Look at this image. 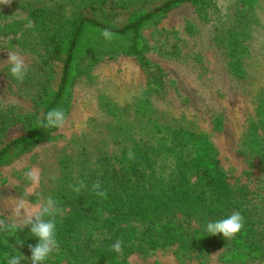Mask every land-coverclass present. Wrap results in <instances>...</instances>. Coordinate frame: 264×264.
<instances>
[{"label": "trees", "instance_id": "16d2710c", "mask_svg": "<svg viewBox=\"0 0 264 264\" xmlns=\"http://www.w3.org/2000/svg\"><path fill=\"white\" fill-rule=\"evenodd\" d=\"M148 1L13 2L8 11L14 16H8L7 22L0 20V41L16 36L20 49L37 54L41 81L33 90V112L15 107L0 110V166L56 129H43L39 122L51 109H63L66 114L73 80L103 58L133 57L146 75L148 87L163 90L162 71L146 58L141 29L182 5L200 7L203 0ZM255 4L256 0H235L227 23L215 27L212 35V44L234 80L243 76L242 61ZM67 5L69 13L63 10ZM104 29L113 32L115 38L106 40L101 35ZM132 109H137L136 105H131L129 112L112 107L115 113L127 115L128 121L119 119L126 123L118 124L120 128H130ZM255 111V119L246 126L242 152L264 161L263 99ZM219 124L215 118L214 129ZM12 127H17L19 134L6 138V131ZM148 139V144L138 139L130 149L121 150L112 158L113 164L102 157L99 167L84 177L86 188L80 193L69 189L60 196L57 202L63 215L58 217L56 229L58 248L44 264H128L132 255L169 246H176L181 253H201L209 245L222 246L226 259L239 264L263 258L264 224L251 217L257 214L264 218V207H249L248 192L229 186L206 136L152 121ZM129 152L133 159H129ZM97 179L107 189V199L92 193L91 185ZM236 211L244 218L240 233L230 240L222 234L209 236L207 221L226 218ZM17 239L23 246L16 243ZM116 239L123 241L120 253L109 250ZM37 242L27 228L15 237L0 232V264H6V256L19 253L24 256L21 264H31L29 245Z\"/></svg>", "mask_w": 264, "mask_h": 264}, {"label": "rangeland", "instance_id": "374dc122", "mask_svg": "<svg viewBox=\"0 0 264 264\" xmlns=\"http://www.w3.org/2000/svg\"><path fill=\"white\" fill-rule=\"evenodd\" d=\"M16 1L0 5V20L7 22L8 16H14L8 10ZM234 2L203 0L200 7L185 4L141 29L147 45L145 56L162 71V91L148 87L146 75L131 56L103 58L76 76L63 128L0 166V219L19 222L21 218L13 216L12 210L21 195L27 210L38 204L36 193L58 201L71 189L69 184H78L89 170L99 167L102 157L113 164L112 158L138 139L148 144L152 121L206 136L229 186L248 192L249 207H264V161L243 153L241 146L247 123L255 119L256 106L264 100V0H256L250 14L243 76L237 80L230 77L223 56L211 41L214 28L227 23ZM68 8L63 9L65 13ZM16 39L0 41V110L15 107L33 112V90L41 81L40 58L20 49ZM8 50L22 56L28 65L23 83L9 74ZM58 71L56 64V76ZM131 105L137 109L131 111L130 128H120L118 124L126 125L127 115L115 113L112 107L129 112ZM120 118H126L125 122ZM215 118L220 122L218 129L213 127ZM18 134V128L12 127L5 136ZM32 169L39 173L36 184L25 176ZM251 218L264 224L257 214ZM127 263L239 264L227 260L225 248L217 245H209L201 253H181L169 246L132 255ZM246 264H264V257Z\"/></svg>", "mask_w": 264, "mask_h": 264}, {"label": "clouds", "instance_id": "9594fccd", "mask_svg": "<svg viewBox=\"0 0 264 264\" xmlns=\"http://www.w3.org/2000/svg\"><path fill=\"white\" fill-rule=\"evenodd\" d=\"M12 0H0V5H10ZM28 27H31V21L28 22ZM101 35L106 40H112L115 38V34L108 29H104ZM9 67V74L11 77L23 83L28 74V65L22 56L18 55L14 51L8 50V58L6 60ZM66 122V114L63 109H51L39 122L40 127L43 129L49 128H63ZM134 154L129 152V159H133ZM26 178L32 182V184L38 183L39 173L38 170L32 169L25 173ZM51 179L55 180L53 176ZM72 191L80 193L82 189L87 185L80 181L78 184H69ZM91 191L97 197L107 199V189L102 187V182L97 179L91 185ZM38 198V204L31 210L26 209V204L23 195L16 198V204L12 210V215L21 218L19 222H11L7 219H0V232L8 233L10 237H15L18 232L23 231L25 228L29 230L32 237H35L38 241L34 246L29 245L31 252L30 261L31 264H44L54 250L58 248V242L56 239V229L58 223V217L63 215V208L59 206L58 202L52 196H44L42 193H36ZM244 218L239 211L233 212L226 218L207 221L206 232L209 236H216L222 234L225 240L233 239L243 228ZM16 243L23 246V241L16 240ZM123 241L116 239L110 246L109 250L120 253L122 251ZM24 256L13 255L11 257L6 256V264H21Z\"/></svg>", "mask_w": 264, "mask_h": 264}]
</instances>
